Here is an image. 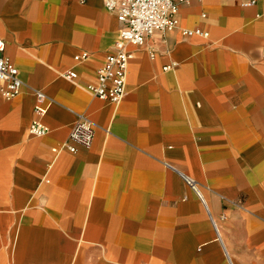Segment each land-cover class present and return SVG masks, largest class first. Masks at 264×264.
Returning <instances> with one entry per match:
<instances>
[{
    "label": "crops",
    "instance_id": "crops-1",
    "mask_svg": "<svg viewBox=\"0 0 264 264\" xmlns=\"http://www.w3.org/2000/svg\"><path fill=\"white\" fill-rule=\"evenodd\" d=\"M245 1L180 4L112 103L86 88L119 36L103 0H0L23 82L0 94V264H264V0ZM78 115L93 138L71 152Z\"/></svg>",
    "mask_w": 264,
    "mask_h": 264
},
{
    "label": "built area",
    "instance_id": "built-area-1",
    "mask_svg": "<svg viewBox=\"0 0 264 264\" xmlns=\"http://www.w3.org/2000/svg\"><path fill=\"white\" fill-rule=\"evenodd\" d=\"M188 0H103L107 10L114 13L120 24L118 39L113 44V51L108 53L103 64L96 70V82L86 84V88L97 97L118 103L124 95V85L127 68L132 52L129 46H141L146 38L157 30H170L178 26L179 6ZM256 0H246L244 5H253ZM183 36L200 34L207 36L208 32L201 28H185L181 30ZM5 43L0 39V94L5 99L15 97L22 86L19 70L9 56L4 53ZM87 54L76 55L75 59L85 57ZM175 63L165 65L164 70L172 68ZM70 80L76 78L72 69L63 72ZM43 95L38 94V103L35 106V118L28 126V132L33 136L44 135L48 128L42 116L46 112L47 102ZM42 102V103H41ZM94 125L85 116L78 115L76 121L62 144L69 151L74 152L72 141L81 145H89L93 138ZM186 184L197 191L195 181L189 176L182 175Z\"/></svg>",
    "mask_w": 264,
    "mask_h": 264
},
{
    "label": "rangeland",
    "instance_id": "rangeland-1",
    "mask_svg": "<svg viewBox=\"0 0 264 264\" xmlns=\"http://www.w3.org/2000/svg\"><path fill=\"white\" fill-rule=\"evenodd\" d=\"M113 262H110V263H108V264H112ZM105 264V263H104Z\"/></svg>",
    "mask_w": 264,
    "mask_h": 264
}]
</instances>
